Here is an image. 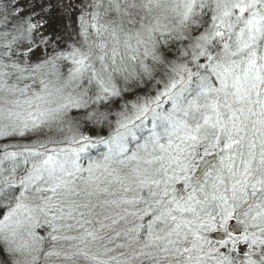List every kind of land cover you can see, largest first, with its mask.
I'll return each mask as SVG.
<instances>
[{
  "label": "snow or ice",
  "instance_id": "snow-or-ice-1",
  "mask_svg": "<svg viewBox=\"0 0 264 264\" xmlns=\"http://www.w3.org/2000/svg\"><path fill=\"white\" fill-rule=\"evenodd\" d=\"M0 264H264V0H0Z\"/></svg>",
  "mask_w": 264,
  "mask_h": 264
}]
</instances>
